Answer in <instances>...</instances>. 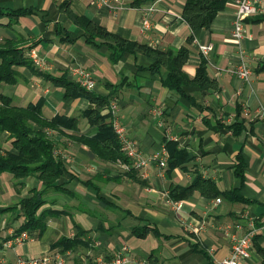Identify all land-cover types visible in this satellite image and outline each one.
I'll use <instances>...</instances> for the list:
<instances>
[{
  "label": "crops",
  "instance_id": "0c3cea01",
  "mask_svg": "<svg viewBox=\"0 0 264 264\" xmlns=\"http://www.w3.org/2000/svg\"><path fill=\"white\" fill-rule=\"evenodd\" d=\"M134 1L0 0V12H4L0 39L23 36L47 66L18 68L19 81L9 84L7 93L1 91L4 83L0 94L10 96L18 106L40 102L46 118L64 115L78 122L76 130L53 132L55 153L62 156L66 172L61 178L63 189L46 193L41 209L56 213L47 216L42 232L18 233L25 220L21 200L30 196L32 189H41L42 181L36 175L16 178L11 172L0 174V264H15L18 257L33 258L48 251H60L66 259L72 257L74 264L108 261L125 245L137 261L215 264L230 256L234 238L253 229L252 255L242 264H264V118L258 116L264 110V8L244 22L245 36L239 41L232 35L235 0L229 1L209 28L195 31L182 17L187 0L139 5ZM153 4L152 26L144 29V9ZM18 9L32 13L8 15ZM71 12L153 49L186 46L187 75L195 77L203 57L217 87H186V96H181L164 85L165 68L157 73L150 69L154 58L127 52L114 61L111 47L101 43L102 39L97 44L88 42V34L75 23ZM198 42L212 44L213 49L204 57ZM242 53L253 69L249 81L231 73ZM71 66H82L94 74L96 95L119 101L121 120L139 153L162 154L168 151L169 140L185 149L190 159L163 172L157 164L150 165L144 178L142 172L129 171L122 159H104L77 141L75 138L82 134L95 135L99 127L86 115L96 103L84 96H66L62 77ZM41 73L49 77L45 79ZM109 104L101 110L108 116L107 122ZM241 122L243 129L238 135L227 128ZM0 149V154L16 152L6 130L0 131ZM239 155L245 163L244 177L235 173ZM177 186H192L179 212L164 195ZM234 190L238 193H232ZM136 227L149 230L139 236L133 233ZM77 234V246L65 251L52 247L58 239ZM17 237L23 240L15 242ZM7 241L12 247L4 245Z\"/></svg>",
  "mask_w": 264,
  "mask_h": 264
},
{
  "label": "trees",
  "instance_id": "16d2710c",
  "mask_svg": "<svg viewBox=\"0 0 264 264\" xmlns=\"http://www.w3.org/2000/svg\"><path fill=\"white\" fill-rule=\"evenodd\" d=\"M155 1L135 0L133 4L139 5L141 2ZM229 1L231 0H187L182 17L193 31L209 28L217 15L226 9ZM30 13H32L30 9H18L10 11L8 15L20 17ZM3 14L4 12L1 11L0 17ZM70 16L75 23L84 27L88 34V42L97 44L98 40L102 39L101 43L111 47L114 61L120 60L127 52L133 54L142 52L154 58L155 61L150 69L157 73L165 68L167 78L163 81L164 85L171 90H175L181 96H186V87H199L201 89L217 87L216 82L211 80L208 75L207 64L203 57L195 77L190 78L187 75L184 67L189 57V49L186 46L178 50L168 49L162 51L153 49L148 45L132 42L110 33L85 16H78L73 12L70 13ZM192 39L191 37L189 42ZM31 47L30 44H26L23 36L17 39H0V87L4 83L16 84L19 81L21 74L18 68L34 67L36 69V66L27 55V51ZM41 74L44 75L45 79L49 77L47 74ZM62 82L66 86V96H84L97 104V107L89 110L86 115L92 124L98 125V132L93 136L82 134L75 139L87 144L97 155L104 159L112 161L122 159L125 163H130V160L121 150L119 138L112 125L107 122L108 116L101 114V110L108 106L110 100L96 95L93 91L85 90L69 76L68 72L64 73ZM77 128L78 122L74 117L57 115L49 119L42 114L40 102L37 104L31 103L28 106H18L13 103L10 96L0 94V131L10 132V139L16 150V152L8 151L6 154H0V174L11 172L16 178H27L36 175L42 181L41 189H32L31 195L21 200L23 204L22 214L25 220L18 233L34 229H40L42 232L46 227L45 219L47 216L56 213L49 209H41L46 203L47 191L51 189L62 190L64 185L61 178L65 176L66 165L62 156L55 153L56 141L53 132L59 133L64 129L76 130ZM227 128L238 135L243 129V122L241 124H231ZM166 145L170 154L168 169L181 166L190 159L188 152L183 148H179L177 142L168 140ZM129 171H135V169L132 168ZM235 173L240 177L245 175V163L240 155L237 157ZM191 189L192 186H177L169 192L170 197L173 200H182L186 198L188 193L190 194ZM236 192L238 193V190H234L232 193ZM148 230L145 227H136L133 229V233L144 236ZM79 241V234L74 238L62 237L54 242L52 247H63V251H65L68 248L77 246Z\"/></svg>",
  "mask_w": 264,
  "mask_h": 264
},
{
  "label": "built area",
  "instance_id": "2783aa9c",
  "mask_svg": "<svg viewBox=\"0 0 264 264\" xmlns=\"http://www.w3.org/2000/svg\"><path fill=\"white\" fill-rule=\"evenodd\" d=\"M98 3H106L108 0H94ZM237 4V9L234 15L233 21V29L232 35L237 40H242L245 36V24L244 22L260 13V11L264 8L261 0H235ZM156 10L155 5H151L144 9V17L142 20L143 28L149 29L151 28V19L153 12ZM198 51L202 56H206L212 49V44H197ZM29 57L36 67L46 69V63L44 62V58L39 54L36 48L30 50ZM69 76L75 80L82 88L87 91H93L97 87V82L95 80L94 74L83 68L82 66H71L68 69ZM231 73L235 75L237 78L249 81L250 77L253 73V69L249 64L248 60H246V56L242 53L240 57V62L236 68L231 70ZM109 112H110V124L113 127L114 132L119 138L121 144V150L126 155V157L130 160V163H127L125 167L127 169H135L139 172H142V176L147 178L148 172L147 169L150 165L157 164L161 171L163 172L168 168L170 154L168 151H164L162 154L155 153L150 155H142L139 153L135 147V142L128 138L126 127L124 126L121 117V107L119 101L117 99H113L109 104ZM258 116L264 118V110L259 111ZM1 152V149H0ZM166 198H168V202L171 204L172 208L179 212L183 208L182 200H173L170 197V193L168 191L164 192ZM221 201L220 198L216 199V203ZM264 228V220L263 225ZM256 234V230L253 229L249 231L247 234L240 238H234L233 248L229 257L217 260L215 264H242L245 259H248L252 255V243ZM23 239L21 237H17L14 239L15 242H21ZM7 247H12L11 241H7L4 243ZM130 248L128 245L122 247V250L115 254V256L108 261L101 259L100 261H96L94 263H84V264H152L148 259L142 260H134L132 256H130ZM15 264H69L66 257L60 251H48L44 254L29 258V257H18Z\"/></svg>",
  "mask_w": 264,
  "mask_h": 264
},
{
  "label": "rangeland",
  "instance_id": "374dc122",
  "mask_svg": "<svg viewBox=\"0 0 264 264\" xmlns=\"http://www.w3.org/2000/svg\"><path fill=\"white\" fill-rule=\"evenodd\" d=\"M9 87H11V85H9V84H4L3 86H2V90L1 91H5V93H7V91H8V88ZM6 174H8V173H6ZM6 176H8V175H6ZM3 179V177H1V180ZM67 261H69V264H74L73 262H74V260H73V258L72 257H67Z\"/></svg>",
  "mask_w": 264,
  "mask_h": 264
}]
</instances>
